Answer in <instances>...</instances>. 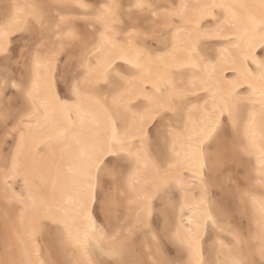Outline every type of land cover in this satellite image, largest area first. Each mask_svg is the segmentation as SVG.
Returning <instances> with one entry per match:
<instances>
[{
	"label": "snow or ice",
	"instance_id": "1",
	"mask_svg": "<svg viewBox=\"0 0 264 264\" xmlns=\"http://www.w3.org/2000/svg\"><path fill=\"white\" fill-rule=\"evenodd\" d=\"M0 264H264V0H0Z\"/></svg>",
	"mask_w": 264,
	"mask_h": 264
}]
</instances>
